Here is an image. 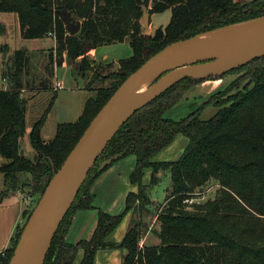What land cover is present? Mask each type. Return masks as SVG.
Returning <instances> with one entry per match:
<instances>
[{
    "label": "trees",
    "instance_id": "obj_1",
    "mask_svg": "<svg viewBox=\"0 0 264 264\" xmlns=\"http://www.w3.org/2000/svg\"><path fill=\"white\" fill-rule=\"evenodd\" d=\"M143 5L149 8L150 1L0 0V12L17 15L24 39H43L52 34L57 49V60L50 57L52 65L62 66L65 57L71 60L82 57L81 69L88 68L91 59L84 52V42L98 48L129 40L133 48L130 57L119 61V70L109 76L100 75L111 83L96 89V95L86 101L80 117L73 122L59 123L55 137L45 140L41 130L56 96L53 98L30 132V141L37 153L33 159L23 155L20 147L27 131V99L22 95L21 78L28 60L27 51L15 52L14 65L6 74L10 87L0 89V155L5 159L0 172L5 180L18 184L21 173L32 174L38 182L46 177L47 182L32 193L41 196L95 115L148 58L176 41L264 15V0L247 3L153 0L151 15L170 9L172 16L166 27L159 26L153 34H144L141 31ZM64 8L82 19L78 33H70L60 13ZM46 69L53 75L54 68L47 66ZM245 69L251 86L216 102L218 110L210 118L200 117L203 106L181 120L165 117L194 85ZM180 134L189 139L182 154L174 160L154 161L153 157ZM120 153H124L123 157H136L130 180L138 190L127 195L124 212L111 214L94 205L90 187L110 166L101 170V164ZM147 170L152 171L151 184L157 182L158 173L164 170H170L172 178V190L159 206L160 224L155 230L159 243L139 249L145 228L142 221L131 225L119 244L109 242L108 236L135 202H150L146 193L148 185L143 184ZM210 182L218 184L219 194L188 205L186 200L196 197ZM80 209H97V226L90 239L72 243L66 234L72 215ZM31 211L32 208L25 209L23 221ZM22 227L23 224L19 225L5 255L0 256L1 264H9ZM108 246L125 250L123 264H264V56L221 77L185 78L137 111L90 170L53 239L44 264H73L80 250L83 251L80 264H94L97 252Z\"/></svg>",
    "mask_w": 264,
    "mask_h": 264
},
{
    "label": "water",
    "instance_id": "obj_2",
    "mask_svg": "<svg viewBox=\"0 0 264 264\" xmlns=\"http://www.w3.org/2000/svg\"><path fill=\"white\" fill-rule=\"evenodd\" d=\"M60 13L67 21L70 33L76 34L81 23H74L67 8ZM150 21L149 8L143 5L142 33L147 34ZM235 38H239L236 43ZM83 45L86 54L91 45L88 42ZM221 47L224 48L222 55L209 53L212 49H223ZM263 56L264 15L176 41L148 58L102 106L53 175L24 225L9 264H44L53 239L90 170L137 111L185 78L221 77ZM118 68L119 63H114L112 72ZM123 155L116 154L105 160L100 169Z\"/></svg>",
    "mask_w": 264,
    "mask_h": 264
},
{
    "label": "rangeland",
    "instance_id": "obj_3",
    "mask_svg": "<svg viewBox=\"0 0 264 264\" xmlns=\"http://www.w3.org/2000/svg\"><path fill=\"white\" fill-rule=\"evenodd\" d=\"M149 1L150 9L153 0ZM237 1L241 3H247L250 0ZM71 16L75 20V24H77L78 21L82 24L81 18L77 17L76 15ZM171 16L172 11L170 9L164 12L153 13L150 25L147 28V34H153L156 28L159 26L163 28L166 27L171 19ZM79 31H77L76 33H78ZM52 38L54 37L52 36ZM50 42L51 40H45V44H48ZM26 43V39L22 38V35L20 34V26L17 15L15 13L0 12V78L6 76L9 69L13 67L15 52L17 50L27 51L26 56L28 57V60L21 75L23 82L22 95L25 99H27V129H32L33 124L46 113L53 98L56 96L42 129V136L45 139H52L55 136L58 123L74 121L80 116L84 109L86 100L89 97H94L96 95V87H104L111 83L110 80L104 81L100 75L102 74L104 76H109L111 73H115L112 72L115 60L128 58L133 54V48L129 40H125L124 42H118L98 47L95 62L92 60L91 51L92 49L96 48L91 47V50L86 52V55L91 59V64L88 68H84L83 70L80 67L82 57H79V60H71L70 58L65 57V60H68L66 64L58 67L56 65L50 64V57H53L55 61L57 60L56 46L31 51L26 46H24L26 45ZM34 43L37 44V42ZM39 43L42 44L43 41ZM104 56H107V58H104ZM76 65L79 68V71L83 73V75H85L87 79H90V87L85 88L87 79H85L78 73L77 68H75ZM47 66L52 69L54 68L53 75L47 71ZM218 80L220 82H216ZM57 81L63 83V89H55ZM202 83H204L203 85L205 86L200 88L199 91L201 93L198 96H206L209 91L212 90V93H209L207 95V99H201L198 97L195 100L191 98L184 100V102L170 108L165 113V117L172 118L175 120H181L183 118H186L192 112H195L199 106H203L199 111L200 117L203 119L210 118L218 110V107L215 105L216 102L222 101L229 95L234 94L237 91L243 90L246 87H250L251 78L248 74V70L245 69L240 72L230 73L222 77L221 80L211 79ZM202 83L194 85L193 87L195 88L201 85ZM9 87L10 84H8V88ZM228 89L230 90L224 94V92ZM191 91L192 93L187 91L185 95L192 96L194 90ZM206 91L208 92L204 93ZM188 144L189 139L186 136L178 135L177 139L169 147L164 148L161 152L155 155L153 157V160H174L180 154H182V152L187 148ZM20 147L21 152L24 155L30 158L34 157L35 149L31 144L30 136L27 131L24 137L21 139ZM126 157H130V155ZM148 171L149 170H147L146 175L143 178V184H151V178L148 174ZM46 179L47 178L44 177L41 182L35 181L33 179L27 182H23L20 185V189L24 196L26 208H32L31 214L35 209L42 194L39 197L36 196V199L38 198L37 202L35 199L31 200L28 195L29 193L31 194L35 190L40 189L41 185L47 182ZM5 182L7 184V190L19 187L16 182H12L10 180H5ZM171 190L172 178L170 170H164L161 173H158L157 182L147 187L146 193L150 199V202H135V205L130 210L132 215L129 216L127 213L124 216L122 220L123 223H126L130 219L131 225H133L136 221H142L145 224L143 233L144 236L139 242V249H142L145 245L159 243V239L155 234V230L159 228L160 224L157 219L158 213L160 212L159 206L164 202L168 192ZM219 192L220 191L218 184H216L215 182H210L201 191L197 193L196 197L188 199L186 200V202L188 203V205L192 206L195 202L199 203L206 201L209 198H214L216 195L219 194ZM124 210L125 206H123L120 212L122 213L124 212ZM29 217L24 219L22 230ZM121 249L125 251L123 248ZM2 255L4 256L5 254L3 253ZM78 260H80L79 256L78 259L74 262V264H78Z\"/></svg>",
    "mask_w": 264,
    "mask_h": 264
},
{
    "label": "crops",
    "instance_id": "obj_4",
    "mask_svg": "<svg viewBox=\"0 0 264 264\" xmlns=\"http://www.w3.org/2000/svg\"><path fill=\"white\" fill-rule=\"evenodd\" d=\"M152 15H151V18H152ZM151 25H152V22H151ZM20 34H21V31H20ZM45 40H51V42L48 44H45ZM26 41L27 43L24 46H26L31 51L56 46V40L55 38H52V36L46 37L43 39H32V40L26 39ZM42 41L44 44L39 43ZM34 42H37V44H35ZM96 52H97V48L92 49L91 51V57L94 60H96L95 59ZM104 58H107V56H104ZM120 60L121 59L115 60V63H119ZM67 61L68 60H65V63L63 65H65ZM75 68H77L78 73L82 77L87 79V77L79 71V68L77 67V65ZM218 79L221 80V78H218ZM89 81L90 79L88 78L85 88L90 87ZM216 82H220V81L218 80ZM203 84L204 83H202L201 85L195 88L193 87L191 89V90H194V93L192 94V96L191 95L183 96V98L177 104H180L184 102V100H187L190 98L193 100L197 99L198 97L201 99L202 98L207 99V95L209 93L211 94L212 90L211 91L208 90L209 93L206 96H198L201 93L199 91L200 88L205 86ZM97 88L98 87H96V89ZM191 90H189V92L192 93ZM208 91L204 93H207ZM66 122H73V121H66ZM60 123H63V122H60ZM30 132H31V129H27V133H29V136H30ZM41 135H42V130H41ZM177 137L175 138V140L177 139ZM42 138L45 139L43 136ZM45 140H50V139H45ZM36 154L37 153L35 151L34 157L36 156ZM26 157L30 158L28 156ZM135 161H136V157L134 155H130V157H126V158L122 157L119 160L113 162L105 171L102 172V174H100L95 179V181L92 183L90 187V190L92 194L94 195V205L96 207H99L111 214H116L120 212L123 206H126L127 195L131 191H137L138 189V187L135 186L130 180V174L136 164ZM3 162H5V159L0 155V166ZM146 172H145V175H146ZM148 174L152 180V171L149 170ZM18 178H19V183H18L19 187L15 189L7 190V184L5 182L4 174L0 172V179H1V186H0V256L6 251V249L9 248L11 244V240L13 236L15 235L19 225L23 224V213L26 209V204H25L24 196L20 189V185L23 182L32 180L33 176L30 173H21L18 175ZM145 185L149 186L151 184H145ZM28 197L31 198V200L32 199L36 200V195L32 193L31 194L29 193ZM97 214H98L97 209H85V210L80 209V210L75 211V213L72 215L71 225L66 234V239L72 243H78L82 239H90L97 226ZM128 215L129 216L132 215L131 212H128ZM130 227H131L130 219L126 223L121 222V224L108 236L107 240L114 244H119L124 238L125 234L127 233ZM143 243H144V240H143ZM78 256L80 258V260H78V264H80V261L83 257L82 250L78 252L75 261L78 259ZM124 257H125V251H123L121 248L108 246L106 248L100 249L97 252L94 264H123ZM0 264H1V260H0Z\"/></svg>",
    "mask_w": 264,
    "mask_h": 264
},
{
    "label": "built area",
    "instance_id": "obj_5",
    "mask_svg": "<svg viewBox=\"0 0 264 264\" xmlns=\"http://www.w3.org/2000/svg\"><path fill=\"white\" fill-rule=\"evenodd\" d=\"M49 35L52 36V34H49ZM8 84H9V77L6 76V77L1 78V80H0V89H8ZM61 88H63V83L57 81L55 89L58 90V89H61Z\"/></svg>",
    "mask_w": 264,
    "mask_h": 264
},
{
    "label": "bare ground",
    "instance_id": "obj_6",
    "mask_svg": "<svg viewBox=\"0 0 264 264\" xmlns=\"http://www.w3.org/2000/svg\"><path fill=\"white\" fill-rule=\"evenodd\" d=\"M238 39L239 38H235L233 40L234 43H236L238 41ZM222 44H225V42H223ZM221 48H223V47H221ZM209 53L222 55L224 53V48L223 49H212L209 51Z\"/></svg>",
    "mask_w": 264,
    "mask_h": 264
}]
</instances>
